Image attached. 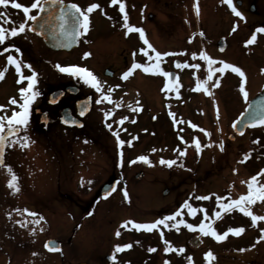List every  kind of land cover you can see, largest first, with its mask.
Segmentation results:
<instances>
[{"label":"rangeland","instance_id":"1","mask_svg":"<svg viewBox=\"0 0 264 264\" xmlns=\"http://www.w3.org/2000/svg\"><path fill=\"white\" fill-rule=\"evenodd\" d=\"M90 1L83 2V7L94 3ZM123 2L127 21L119 3L104 1L98 10L93 9L99 30L107 32L99 45L143 48L144 39L135 31L142 28L151 50L168 53L165 69H170L174 58L181 62L177 81L169 84L154 78L115 87L112 125L105 118L112 105L101 107L99 97L113 84L99 93L83 128L66 129L56 123L49 124V131L40 130L41 124L34 128L37 116L31 103L27 125H20L21 132L8 141L11 160L0 165V242H7L8 255L19 256L17 264H53V255L43 247L47 238L63 240L67 254H113L117 264H264V220L254 224L250 216L231 205L249 193L252 176H257L252 185H264V125L232 142L228 139L232 121L264 87V75H254L258 70L256 40L246 43L256 33L258 15L250 11L242 20L224 8L222 0ZM258 3L264 6V0ZM228 32L232 37L222 57L246 72L244 77L229 68L220 72L223 64L212 58L220 55L215 40ZM201 52L212 62L202 58ZM261 61L264 65V57ZM87 63L99 69L96 59ZM54 80L63 79L56 74ZM43 82H36L37 95L44 92ZM4 93L3 88L0 99ZM0 104L4 106L0 116L16 111L5 99ZM139 109L144 110L140 115ZM105 124L107 128L102 127ZM139 156L148 158V166L142 165ZM126 158L130 161L123 164ZM161 159L173 164H161ZM123 170L127 183L121 181L110 198L94 203L87 213L76 207L90 201L111 173L120 175ZM140 170L144 174L136 179L134 174ZM11 174L17 177L15 188L9 186ZM165 188L169 189L166 195ZM62 192L70 193L71 199L60 197ZM222 204L230 210L222 209ZM246 209L264 217V200H255ZM170 216L173 219H165ZM162 219L164 223L151 230L135 227ZM202 221L208 234L186 226ZM229 228L244 231L229 232L222 240L210 231L222 235ZM200 234L195 247L193 241ZM124 244L131 247L117 252L116 246ZM166 247L170 250L165 251ZM209 250L214 258L205 256Z\"/></svg>","mask_w":264,"mask_h":264},{"label":"flooded vegetation","instance_id":"2","mask_svg":"<svg viewBox=\"0 0 264 264\" xmlns=\"http://www.w3.org/2000/svg\"><path fill=\"white\" fill-rule=\"evenodd\" d=\"M93 1L98 5L99 3H103L104 1L105 3H110V0H93ZM17 2L30 7L33 0H17ZM64 2L75 3L79 5V7L87 13L89 17V28L87 32H84L82 35H79L78 43L74 47L69 49L65 48L62 50H55L46 45L43 38L34 31L33 29L34 21L27 19V16L24 14L23 9L14 8L11 5V3L7 6H0V12L6 13V17H0V23L3 24L6 34V40L4 44L0 45V71H4V77L0 79V90L4 88V92H5L3 94L2 99H5L8 102H10V106L13 109H16V112H20L22 110L20 106L21 104L24 103V97L31 96L32 93H35L37 89L35 88L36 82L38 80H44L43 82L44 92L42 90L40 92V95L36 94L35 97L31 99L28 106V109H30V105L32 103L33 105L32 109L35 113V117L37 116V123H36L37 126L35 124L34 128H39L40 127L39 124H41L43 129L40 130L43 131L44 130L49 131L48 126L49 124L52 123L60 124L63 128L66 129L78 128V127H70L63 123L62 121L63 111L65 110V108H69L71 115L79 116L77 101L81 98H86L88 96H91V110L83 118L84 126H85L87 122L86 118L89 116V114H91L94 111L95 108L94 106L99 97V93L105 91L104 87L107 85L113 84L114 87L109 86L108 90L111 89V92L107 90L106 92L100 94L101 96L99 97L100 98L99 105L101 107H103L104 103L106 105H112L114 103L115 97H113V95L115 93V87L120 88L126 85L134 86L133 83L136 84L137 82L140 81L143 82L144 80H152L154 78L166 82L168 76H163V73L165 72L169 73V71L172 70L171 65H170V69L168 70L165 69L167 65L166 64L167 57L165 55H162L161 57L157 58L155 56V51L148 49L147 45H144L143 48L137 46L135 47L136 49H132L131 47H126V46L120 48L119 46L116 45L115 46L99 45V41L104 39V37H107L106 35L107 32L105 33L99 30L100 23L98 21L96 22V20L93 18V14L95 15V13L87 12V9L83 7L84 6L83 2H89V0H64ZM248 3L249 0H233V4L237 8V10L242 13V15L240 16L242 20H244L243 16L250 13V10L247 11ZM224 6H225L224 8L232 10V7H230L226 2H224ZM96 10H98V8ZM37 12H39V9H32L30 14L35 15ZM252 14L258 15V24L255 27L256 30L258 28L264 27V6H261V4L259 3L256 4V10L252 12ZM8 18L11 19L12 21L11 23L7 22ZM21 22H24L26 24L25 31L14 37L8 35V30L12 27H18ZM243 24L245 23L243 22ZM29 25L31 27H28ZM235 28H237V26L236 27L234 26L233 30H235ZM256 34H257L256 35L257 38H256L255 46L257 45L258 46L256 47L257 53L255 54L256 56L255 59H256V67L258 70L254 75L257 77L260 74L263 77L264 65H263V61L261 60L264 57L263 56L264 33L256 32ZM221 37L227 38L228 46L225 51L220 52V55L215 54L214 57L212 58H214L213 60L219 61L220 63L221 61H223L224 63L229 64V61L225 60L224 57H222V54L227 53L229 49L230 38L232 37L231 32L222 34L220 37H218L215 40L216 46L218 39H220ZM10 45H14L15 47H10ZM246 46H244L243 48L244 50L247 49ZM5 47L9 48L8 52H4ZM16 48H18L20 51L17 52L15 50ZM141 49H145L146 52H142ZM85 53H88L89 55L86 56ZM8 55H13L20 63L21 70L19 72L16 70L15 64H9L7 62ZM149 57H152V59L149 60ZM94 59H96V62H99V69L97 70L94 67L89 66V64L87 63L89 60H94ZM175 59L178 58H174L171 61V64L174 63ZM134 62L145 65L149 68H154L155 65H159V67L155 69V73L151 71L142 72L143 68H137L129 75L127 79H123V73L127 71L128 68L131 67V65ZM57 65H60L61 67L77 65L79 67L87 68L96 77L97 82H99L100 91H98L97 88L94 87L92 84L86 83L85 79L81 76H77L71 73L61 72L57 67ZM54 71L57 72L56 73L57 76L63 80H54V77L56 76ZM33 72H35L37 75L34 78L35 83L33 84L32 89H30L24 95H21L20 89L28 87L29 81L27 77L31 76ZM244 74H246V72ZM135 80H140V81H135ZM254 82H257V80H255ZM70 85L77 87L78 92L76 94H73L70 91H66L63 97L59 99L56 103L50 102L49 95L51 91L55 89H66V87ZM131 90L133 91V89ZM105 96L110 97V99H104ZM12 99H15L17 103L12 104L11 103ZM37 109H39L40 112H37ZM114 111L115 109L112 105L111 109H108V114L105 115L106 116L105 118L109 120L108 124L112 125L114 123V121L112 120L113 115L116 113V111L115 112ZM136 111L140 115L141 113H143L144 110L139 109ZM1 112H2V108H0V113ZM43 113L46 114V118L48 120L46 123L42 121ZM156 118H157L156 116H153V121H155ZM116 123H118V121ZM108 124H105L102 127L107 128ZM16 127H19L21 132L22 129L21 126L17 125ZM148 129H145L144 131H147ZM247 130H251V129H247ZM229 134H228L229 141L230 142L234 141L236 136L234 139H230ZM15 137L16 136L12 138ZM130 141H131L130 143H134L135 139L131 138ZM16 146L19 149L20 145L16 144ZM9 148H10V143L7 142L5 149V162L7 161V159H9V161L11 160L10 159L11 151L9 150ZM198 159L199 157H195V161L196 160L198 161ZM129 161L130 158H126L124 159L123 164H125V162L128 163ZM143 163H146V165H144ZM142 165L148 166V162L143 161ZM124 172L125 171L123 170L121 171L120 175H118L122 178V180H124L123 177ZM114 174H115L114 172L111 173L109 177H111ZM62 195L66 196L68 200L71 199L70 193L62 192L59 196L61 197ZM99 200L102 199L101 198L94 199L93 197L90 201L86 200L83 203H79L76 207H78L80 211H83V213H87L92 209L94 203L98 202ZM77 227H79V225ZM69 238H72V236H70ZM61 241L63 247V254L48 252L44 248L48 253H51L53 255V259H54L53 264H117L114 261V259L108 260L107 255L110 254H106L105 256H103V254L100 253L99 255L67 254L65 253L63 240ZM17 257L19 256L8 255L7 242H0V264H12V263L17 264L19 262L18 261L19 259Z\"/></svg>","mask_w":264,"mask_h":264},{"label":"snow or ice","instance_id":"3","mask_svg":"<svg viewBox=\"0 0 264 264\" xmlns=\"http://www.w3.org/2000/svg\"><path fill=\"white\" fill-rule=\"evenodd\" d=\"M110 2L112 4H117L119 3V10L121 13H124V20L127 21L128 17H127V13L125 12V4L123 2V0H110ZM222 2H226L230 7H232V11L235 13L236 16H241L242 13L240 11L237 10V8L235 7V5L233 4V0H222ZM11 3V5L16 8V9H23L24 14L27 16L28 20L31 21H35L37 20V17L40 15V12H43L45 10L46 5L49 3V0H33V2L31 3L30 7L29 6H25L21 3H18L17 0H0V6H7ZM50 3L55 5V4H59L61 5L60 10H59V16L57 17L59 23L55 24L54 27L61 33V34H69V35H74V36H79L82 35L84 32L88 31L89 28V17L87 15V13L82 10L79 5L75 4V3H71L67 5V8H65L64 5V0H50ZM100 6L96 3H92L88 6L87 8V12H92L93 9L99 8ZM32 9H39L40 11L37 12L35 15L30 14ZM197 12H199V8L197 6ZM0 17H6V13L5 12H0ZM8 23H11V19L8 18L7 20ZM45 23H47V21H45ZM71 23L72 25V31L69 33L68 29H67V25ZM28 27H31L30 25ZM41 29H43L44 24L40 25ZM26 28V24L24 22H21L19 24L18 27H12L8 30V35L10 36H17L20 33H23L25 31ZM130 31L132 29H129ZM135 31L140 33V37L141 39H144V43L148 46V49H153V46L148 42L147 39L144 38V30L142 28H136ZM256 32H260V33H264V27L258 28L256 30ZM201 35H203V33H201ZM256 33L254 32L251 36V38L246 41L247 44H251L256 40ZM6 40V34H5V28L3 26L2 23H0V45L4 44ZM10 47H15L14 45H10ZM17 52H19L20 50L18 48L15 49ZM154 50V49H153ZM9 48L5 47L4 48V52H8ZM142 52H146L145 49H141ZM85 55H89L88 53H85ZM162 55H168V53H160V52H155V56L157 58L161 57ZM195 55V54H194ZM200 56L204 59L209 60V62L211 63V57H208L206 55V53L201 52ZM152 57H149V60H151ZM7 62L9 64H15L16 70L19 72L21 70V65L20 63L17 61L16 57H14L13 55H8L7 56ZM221 63L223 64V67L219 69L220 72H223L225 68H232L233 71L238 72L239 75L241 77H244V72L242 70H240L239 68L224 63L223 61H221ZM179 67V65H177ZM30 67V65H29ZM57 67L59 68V70L61 72H65V73H71L77 76H81L85 79L86 83H90L92 84L94 87L97 88L98 91H100V84L99 82H97L96 77L93 75V73L88 70L87 68L84 67H79L77 65H71V66H67V67H61L60 65H57ZM159 67V65H155L154 68H149L145 65L139 64V63H133L131 65V67L128 68L127 71H125L123 73V79H127L129 77V75L137 68H143V70L145 72H153L155 73V69H157ZM196 67H199V65H196ZM37 74L35 72L32 73L31 76L27 77L29 83H28V87L27 88H21L20 89V93L21 95H24L25 93H27L30 89H32L33 84L35 83V76ZM163 75L168 76L170 75L169 73L165 72L163 73ZM4 77V71H0V79H2ZM218 83V81L214 82L213 86H215V84ZM199 86V85H198ZM165 87H167V84L165 85ZM241 90L243 91L244 94V99L247 100L248 99V93L247 91H244V85L241 84ZM109 92H111V89L108 90ZM205 91H207V89H205ZM36 93H32L31 96H25L24 97V103L21 104V111L20 112H16L13 111L11 116L8 117H4V116H0V149H2L4 143L6 142V137L4 135L5 130H7V134L8 136H13L16 130V126L17 125H27L28 123V106L29 103L31 101V99H33L35 97ZM104 99H110V97L105 96ZM12 104H16L17 101L15 99H12L11 101ZM3 105H0V108H3ZM251 107V105H250ZM259 107L261 109V112L258 116L254 117L252 119V122L264 125V96L261 97V100L259 102ZM85 110L82 109L80 112V115H84ZM241 115L243 116L244 113H241ZM122 119H126L122 118ZM68 121L65 120V123H67ZM122 122V120H121ZM234 127L237 126L233 125ZM110 127V125H109ZM195 127V125H194ZM119 143L123 144L124 141H119ZM196 146L199 149L200 144L199 141L196 142ZM223 147V144H221V148ZM247 158V157H245ZM138 160H143V161H147V157L146 156H139L137 157ZM3 162V152L2 150H0V163ZM161 164H168L171 165L173 164V161L171 160H164L161 159L160 161ZM8 171L9 173H11V168L8 167ZM264 171V170H262ZM257 175H260L259 173ZM17 179V177L15 176V174H11V179L9 180V186L10 187H14L15 185L13 184V181H15ZM257 181V176H252L250 178V182H249V193L245 196L242 195L239 197V200H232L231 201V205L238 208L239 211L245 213L246 215L251 217L252 223H256L258 220H264V217L262 216H258V215H254L251 211H248L246 209V205L252 204L254 203L255 200H264V185H261V191L258 195H256L255 197H253L251 189H252V182H256ZM125 197H127V192H125ZM206 198V197H203ZM187 204V202H185ZM222 209H229V205L228 204H222L221 205ZM230 210V209H229ZM27 211V210H26ZM216 216L219 217L220 216V212L216 213ZM207 218V217H206ZM41 219H43V217H41ZM165 219L167 220H171L173 219L172 216L170 217H166ZM181 223H185L184 221H180ZM128 222L126 221L125 224H127ZM164 223V220H158L154 223H138L135 224V227L137 229H146V230H151L153 228L156 227L157 224H162ZM190 230H195L196 228H199L201 230V232L203 234H208V232L205 231V225L204 222L202 221L200 225H192V224H187L186 225ZM211 234L213 236H215V238L217 240H222L224 239L229 232L231 233H235V234H239L241 232L244 231L243 228H229L226 232H224L222 235L217 234L215 232L214 229H210ZM119 231H117L116 235H119ZM46 247H48V245H45ZM131 247L130 244H124V245H117L116 246V251L119 252L121 251L123 248H129ZM52 250H57L55 248H53ZM154 249H149V251H153ZM169 248H165V251H169ZM179 251L183 252L184 249L180 248ZM205 256L208 258H214V254L212 253L211 250H209L207 253H205ZM113 259H115V255H113L112 257ZM189 260H191V258H189Z\"/></svg>","mask_w":264,"mask_h":264},{"label":"water","instance_id":"4","mask_svg":"<svg viewBox=\"0 0 264 264\" xmlns=\"http://www.w3.org/2000/svg\"><path fill=\"white\" fill-rule=\"evenodd\" d=\"M71 3L64 2V7L67 8V5ZM61 5L59 4H51L50 0L49 3L46 5L45 10L43 12H40V15L37 17V20L33 23V29L34 31L43 38L44 42L47 46H49L52 49L55 50H62L65 48H72L78 43V37L74 35L69 34H61L55 27V24H58L59 21L57 17L59 16V10ZM256 10V0H253V2L250 5V11L254 12ZM40 11V10H39ZM47 21V23H45ZM44 24L43 29H41L40 25ZM67 29L69 33L72 31V25L69 23L67 25ZM227 38L222 37L217 42V48L219 51H225L227 48ZM176 67L177 65H180L179 61L175 62ZM176 73L170 72L169 80L174 83L176 81ZM66 91H70L73 94H76L78 92V89L76 86L70 85L67 86L66 89H55L51 91L49 98L51 103H56L59 99L63 97V95L66 93ZM264 96V88L262 91L257 93L253 98H251L245 107L244 111L241 113H244L242 116L241 114L238 116V118L232 123L233 133L230 135V139H234L235 135H243L247 128H254L258 127L261 124L253 123L252 119L256 116H258L261 112V109L259 107V102L261 100V97ZM251 105V107H250ZM79 116L71 115L69 108H65L63 111V117L62 121L64 124L70 126V127H78L82 128L84 126L83 118L90 112L91 110V96H88L86 98H81L77 101ZM84 109L85 113L84 115H80L81 110ZM37 112H40L39 109H37ZM65 120L68 122L65 123ZM43 122H47L46 114L43 113L42 117ZM235 125L237 126H233ZM20 132L19 127H16L15 133L13 136L17 135ZM6 137V142L4 143L2 149L3 152V162L0 163V165L4 164L5 162V149L7 145L8 138L12 136H8L7 130L4 133ZM146 165V163H143ZM143 175V171H139L135 174L136 178H141ZM121 181V178L115 175H112L109 177L96 191L95 198L101 197L103 199H107L110 197L117 189L119 182ZM126 183V182H124ZM169 189L165 188L163 191V194H168ZM72 238H68V242L71 241ZM48 245L46 247L45 245ZM44 248L48 252L52 253H61L63 254V247H62V241L58 238H47L44 241ZM53 248L57 250H52ZM112 255H107L108 260H112Z\"/></svg>","mask_w":264,"mask_h":264},{"label":"built area","instance_id":"5","mask_svg":"<svg viewBox=\"0 0 264 264\" xmlns=\"http://www.w3.org/2000/svg\"><path fill=\"white\" fill-rule=\"evenodd\" d=\"M195 243H198L197 240H195Z\"/></svg>","mask_w":264,"mask_h":264},{"label":"trees","instance_id":"6","mask_svg":"<svg viewBox=\"0 0 264 264\" xmlns=\"http://www.w3.org/2000/svg\"><path fill=\"white\" fill-rule=\"evenodd\" d=\"M255 130V129H254ZM257 130V129H256ZM190 209V208H189ZM134 231V230H133Z\"/></svg>","mask_w":264,"mask_h":264}]
</instances>
